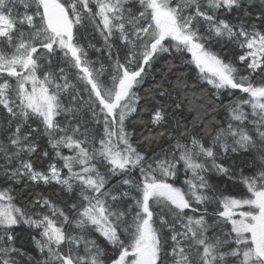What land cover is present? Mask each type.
<instances>
[{
  "label": "snow or ice",
  "instance_id": "obj_1",
  "mask_svg": "<svg viewBox=\"0 0 264 264\" xmlns=\"http://www.w3.org/2000/svg\"><path fill=\"white\" fill-rule=\"evenodd\" d=\"M0 264H264V0H0Z\"/></svg>",
  "mask_w": 264,
  "mask_h": 264
},
{
  "label": "trees",
  "instance_id": "obj_2",
  "mask_svg": "<svg viewBox=\"0 0 264 264\" xmlns=\"http://www.w3.org/2000/svg\"><path fill=\"white\" fill-rule=\"evenodd\" d=\"M184 72H189V69L184 68L183 69ZM192 76H195V73H191ZM133 119L135 120V117H133ZM189 119H191V116H189Z\"/></svg>",
  "mask_w": 264,
  "mask_h": 264
}]
</instances>
